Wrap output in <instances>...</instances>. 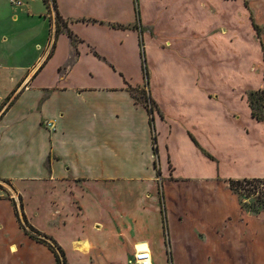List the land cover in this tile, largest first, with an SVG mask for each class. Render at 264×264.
I'll return each instance as SVG.
<instances>
[{
  "label": "crops",
  "instance_id": "obj_1",
  "mask_svg": "<svg viewBox=\"0 0 264 264\" xmlns=\"http://www.w3.org/2000/svg\"><path fill=\"white\" fill-rule=\"evenodd\" d=\"M13 1L0 0V203L22 242L6 184L36 186L22 219L48 218L44 187L65 204L41 230L67 264L145 250L152 264H264V209L230 189L264 180L248 101L264 91V0H55L59 31L52 3Z\"/></svg>",
  "mask_w": 264,
  "mask_h": 264
},
{
  "label": "rangeland",
  "instance_id": "obj_2",
  "mask_svg": "<svg viewBox=\"0 0 264 264\" xmlns=\"http://www.w3.org/2000/svg\"><path fill=\"white\" fill-rule=\"evenodd\" d=\"M60 25V23H59ZM253 99L249 103L254 109V111L259 112L261 101L259 100L260 93H254L252 95H248V98ZM136 98L141 102H145L146 100V93L145 92H138L136 93ZM149 106V105H148ZM7 185V191L5 193L8 200L12 201L15 210L18 212L19 219L24 224L22 219L21 213L24 210H28L29 206L32 208V213H34V201H35V185H26L23 191H17L12 185ZM43 190L45 191L44 196V206L47 210L48 218L44 220L38 221V223L34 220V214L30 215V220L26 219L27 226H32L36 231L40 233V235H47L48 237L52 238L48 231H44L41 229L44 228H52L54 225L52 218L57 219L59 218V224L65 223L66 219L62 214V210L65 207V204H59L58 201L51 198L52 195V188L50 186L44 187ZM64 190H67L66 188ZM161 188H158V197L161 196ZM234 194L237 195L239 198L242 209L248 210L251 212H257L261 209H264V184L262 183H241L237 186L236 191H233ZM78 204L73 205L77 207ZM72 205L69 207L74 208ZM172 209L171 205L169 207ZM0 215L2 218V224L4 228V232L0 233V264H55V258L52 253L49 255L46 252V245L37 242L36 240H41L43 237L37 236L36 234L32 233L28 227H25V231L22 229L23 233L26 235V241L22 242V236L19 233V228L11 211L6 207L5 204L0 203ZM26 224V223H25ZM41 225V226H40ZM21 226V225H20ZM44 227V228H42ZM50 230V229H48ZM32 235L34 238L30 237ZM9 239L10 242L14 243L15 246L19 248L18 256L11 259L10 254L7 251V244L5 241ZM21 242V243H20ZM20 243V244H18ZM42 246V247H41ZM45 246V247H44ZM16 247V248H17ZM10 250V248H9ZM18 251V249H17ZM17 251L15 253H17ZM11 252V251H10ZM12 253V252H11ZM12 253V254H15ZM72 257V253H69ZM66 258V257H65Z\"/></svg>",
  "mask_w": 264,
  "mask_h": 264
},
{
  "label": "trees",
  "instance_id": "obj_3",
  "mask_svg": "<svg viewBox=\"0 0 264 264\" xmlns=\"http://www.w3.org/2000/svg\"><path fill=\"white\" fill-rule=\"evenodd\" d=\"M42 2L47 7H49L50 3H52V6H53V8L55 10V13H56L57 31H59V26H58L59 17H58L57 11H56L55 0H42ZM263 59H264V49H263ZM142 70H143L144 77H146L147 73H146L145 66L142 67ZM256 93H260L259 100L261 101V105H262V103L264 102V91L256 92ZM252 94H254V93H251L250 95H252ZM250 98L251 97L248 98V101H249ZM252 100L253 99H250V101H252ZM143 103H144L145 106L148 107V110L151 112L152 108H151V106H148L151 103V101L149 99H146L145 102L143 101ZM251 108H252V106H251ZM252 114L257 119L264 120V114L261 113V106H260V111L259 112L254 111V109L252 108ZM241 183H245V184H247V183H262V184H264V180L253 179V180H242V181H230V189L232 191H236L237 186L240 185ZM160 205H161L162 219L164 221V214H163V209H162V201L160 202ZM23 221H24V224H21V227H22V229L24 230L25 233H26L25 227H28V229L32 233L36 234L37 236L43 237V239L36 240V241L46 245V247L51 251V253L53 254V256L55 258V264H67L64 252L62 251V249L57 245V243L52 238L48 237L47 235H40V233L38 231H36L34 228H32L31 226H27V222H26L25 217H23ZM30 237H32L33 239H36L32 235H30Z\"/></svg>",
  "mask_w": 264,
  "mask_h": 264
},
{
  "label": "built area",
  "instance_id": "obj_4",
  "mask_svg": "<svg viewBox=\"0 0 264 264\" xmlns=\"http://www.w3.org/2000/svg\"><path fill=\"white\" fill-rule=\"evenodd\" d=\"M15 4L19 5L20 2L14 0ZM134 264H152L151 255L148 251H139L134 255Z\"/></svg>",
  "mask_w": 264,
  "mask_h": 264
},
{
  "label": "bare ground",
  "instance_id": "obj_5",
  "mask_svg": "<svg viewBox=\"0 0 264 264\" xmlns=\"http://www.w3.org/2000/svg\"><path fill=\"white\" fill-rule=\"evenodd\" d=\"M11 250H12L13 253L16 251L15 248H12Z\"/></svg>",
  "mask_w": 264,
  "mask_h": 264
}]
</instances>
